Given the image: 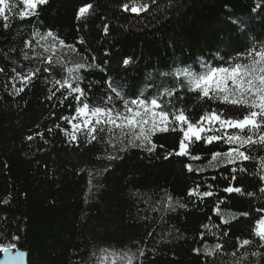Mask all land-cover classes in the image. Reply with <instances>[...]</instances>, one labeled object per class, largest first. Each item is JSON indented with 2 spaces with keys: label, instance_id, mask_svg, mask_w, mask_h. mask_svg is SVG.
I'll return each mask as SVG.
<instances>
[{
  "label": "trees",
  "instance_id": "obj_1",
  "mask_svg": "<svg viewBox=\"0 0 264 264\" xmlns=\"http://www.w3.org/2000/svg\"><path fill=\"white\" fill-rule=\"evenodd\" d=\"M145 2L150 0H49L38 7V17L21 20L22 3L9 0L17 5L8 13L10 27L0 17V246L25 250L27 264H97L104 250L124 253L129 264H264V240L254 232L264 218L258 212L264 181L257 175H264V148L252 150L254 159L209 167L216 163L213 154L238 145L206 143L205 136L214 134L209 131L189 155H177L184 124L171 114L198 120L218 109L242 118L246 105L206 102L178 71L233 68L264 49V0H157L146 11H131ZM85 4L92 9L77 20ZM48 32L55 41L41 39ZM37 56L57 58L58 73L23 82L17 73L36 65ZM75 75L89 101L114 95L113 88L128 99L147 96L146 105L157 98L158 112L165 107L161 100L171 101L172 124L152 133L154 152L130 146L135 136L125 123L116 126L120 120L105 125L96 140L80 127L73 142L57 128L72 132L63 117L75 116L79 102L57 80L74 83ZM226 132L243 136L247 129ZM233 175L231 186L241 193L223 191ZM191 189L199 191L190 195ZM203 191L213 195L201 197ZM219 229L228 235L221 238ZM217 244L224 245L218 256L194 251L213 253Z\"/></svg>",
  "mask_w": 264,
  "mask_h": 264
},
{
  "label": "snow or ice",
  "instance_id": "obj_2",
  "mask_svg": "<svg viewBox=\"0 0 264 264\" xmlns=\"http://www.w3.org/2000/svg\"><path fill=\"white\" fill-rule=\"evenodd\" d=\"M49 0H20L23 8L19 11L18 15L21 20L31 19L32 17H38V7L46 5ZM157 0H150L149 2H145L140 4L139 7L132 6L131 11L133 13H138L139 11H146L150 8L151 5H155ZM17 7L16 4H10L9 0H0V17H3V20L6 22L4 24L5 28L10 27V24L7 23L10 19L9 12ZM128 6L125 5V8ZM260 7V4L257 5ZM92 9L91 4H85L79 7L76 17L77 20H84L86 16L90 13ZM255 11V9H253ZM41 39H46L47 37H51L53 41L56 40V37L53 33L48 32L46 34H40ZM59 44L63 45L65 42L61 39L58 41ZM83 43V41H81ZM69 51H72V46H68ZM49 49L45 48V52ZM25 59H29L27 54H25ZM37 64L31 67L27 72L21 70L18 72V76L21 78L23 82H31L34 77H38L42 73H49L56 75L58 73V69L60 68L59 60L54 58L53 56H46L41 58L39 56L36 57ZM125 64H128L129 61L126 59L124 61ZM86 65L81 62L78 64V68L83 69ZM93 65H87V67H92ZM205 67V73L200 75H191L189 83L195 88L199 89L201 92V96L205 98V101H220L228 102L230 97L231 103L233 105H246L247 110L246 113L242 116V118H228L227 114H220L219 110H213L211 112L206 111L198 120L193 119L191 117H186L183 112L180 114H176L175 112L171 113L175 122H180L187 125L186 130L183 131V137L179 142V152L177 155L186 156L189 155V148L191 145L195 144L197 141L201 140L202 132H213V135H206L204 141L206 143H212L213 141H221L224 144L228 145H238V147H231L228 151H219L213 154V160L216 161L213 164L211 161L209 162V167L219 166L220 163L226 162L229 164L234 163L237 160L247 161L249 159H254L252 156V150L259 147L264 148V132H261V125L264 124V67L259 69V75L257 74V69L254 66H245L246 74L248 75V79L245 82L247 87L241 86L237 83L236 77L237 70L239 69V65L236 68L230 69L227 67H211L210 69ZM2 70V69H0ZM218 73L225 74V79H233V84L236 85L234 88H224L222 82H213L214 77ZM162 75H170V73H163ZM74 83H67L62 79H58L57 83L61 84V87L67 86V91L69 94H75L74 99L79 102V104L75 108V116L63 117L66 124L71 125L72 132L68 133L66 129L62 128L59 124L56 125L57 128H60L62 132H65L66 135L69 136L71 141L75 142L77 140L76 132L80 130L79 123H73V120L79 121L82 117L83 119V128L87 129L86 135L90 136L92 140H96L100 133L105 131V125L116 124L117 120H120L121 124H116L117 127H123L124 123L131 126L133 124L140 125L141 131L139 134H136L134 139H129L128 143L132 147H140L143 150L152 153L156 149V144L151 139L153 131L157 132H167L169 131V125L172 124V121H169V108L168 105L171 104V101L161 100V103L165 105L164 108L160 110L159 113L152 112L150 108L146 107V101L149 99L147 96L143 98L137 99L132 98L128 99L122 95L120 91H117L115 88L112 89L114 95H107L106 97H101L96 101H89V96L87 94V90H85L81 86V77L79 75H75L73 77ZM182 83V82H181ZM19 91H23V88H20ZM211 93V94H210ZM55 95V93H53ZM168 97L173 96V91L168 90L166 92ZM64 99H68V97H64ZM63 103V100L61 101ZM150 104L153 106H159L157 98L153 97L150 99ZM82 105V106H80ZM135 106V108L133 107ZM174 106V105H173ZM90 109L91 116H88L87 110ZM258 109V111H257ZM131 114V115H129ZM158 115L159 124L157 123L155 117ZM91 117H95V124H89V120ZM149 117L152 119L149 120ZM259 117V119H258ZM192 119L193 122H189ZM204 122V124L201 123ZM151 124L150 127H145V125ZM218 124L219 128H214L213 125ZM227 128L240 129L243 132L247 129L246 135H234L226 132ZM175 131V128L171 129ZM97 133V135H93V133ZM253 135H258V140H253ZM194 137V140L192 139ZM100 139L103 137L100 136ZM31 140L32 137L30 136ZM135 141H139L140 143H136ZM149 145H151L149 147ZM244 148V151L240 149ZM219 157L226 158L224 161L218 159ZM117 157H111V159H116ZM167 158V157H165ZM198 157L193 156L192 159H197ZM264 159V158H262ZM194 169L189 167V171H193ZM238 169L233 168L232 172L235 173ZM239 171H246L241 168ZM260 176V180L264 181V175L257 173ZM215 179V177L213 178ZM237 177L233 175L230 180V186L223 189L226 193H241L242 189L239 187L231 186V181L236 180ZM211 189L212 185L208 186ZM198 189H191L190 195L198 192ZM261 192H264V188L260 189ZM199 195L201 197H209L212 196V191H203L200 192ZM247 195L251 196L253 193H247ZM3 203H7L4 201ZM180 207H184L183 204ZM258 212H264V209H258ZM241 215L249 216L250 213H241ZM226 222V221H225ZM257 225L259 227V231H255V235L259 236L260 239L264 240V218H261L257 221ZM218 234L221 238L226 237L228 233L224 232L222 229H219ZM18 239V238H17ZM203 243V241H201ZM252 243V241L244 240L243 244L248 245ZM16 245H9L8 247L0 246V253L8 255L11 253L12 249ZM215 252L208 253L207 248L204 249H194L196 252L203 251L206 255L218 256L219 253L224 252V245L217 244L214 246ZM228 255L234 256L235 253H227ZM17 256H22V252L15 253ZM139 255L142 257L144 252L141 250ZM253 255H258L257 253H253ZM209 264H213V262L209 261Z\"/></svg>",
  "mask_w": 264,
  "mask_h": 264
},
{
  "label": "rangeland",
  "instance_id": "obj_3",
  "mask_svg": "<svg viewBox=\"0 0 264 264\" xmlns=\"http://www.w3.org/2000/svg\"><path fill=\"white\" fill-rule=\"evenodd\" d=\"M237 65H239L240 67L237 70L236 77H233V79H236L237 77H239V79L237 80V83L240 84L241 86L247 87V84L245 82L247 81V79L249 77L246 74V67L245 66H254L257 69V74L259 75L260 74L259 73V69L264 67V49H261L259 51L254 52L253 54H251L248 57H246L245 59H243V61L241 60ZM236 66H234L233 68H236ZM233 68H229L230 71ZM193 74H195V73H192L189 70H179L178 71V75L184 77L188 83H189V80H190V76L193 75ZM195 75H197V74H195ZM233 79H225V74L218 73L216 75V77H214L213 82H210V83L222 82V85H223L224 88H234V87H236V85L233 84ZM192 88H194V87L192 86ZM197 90H199V89H197ZM231 99L232 98L230 97L228 102H231ZM145 106L150 108L152 112L159 113L158 110H157L158 106H153L151 104L145 105ZM133 107L135 108V106H133ZM257 111H258V109H257ZM87 112H88V116L90 117L91 116L90 109L87 110ZM129 115H131V114H129ZM83 119H84V117H82L79 121L73 120V123H79L80 127H83ZM151 119L152 118L149 117V120H151ZM155 119H156L157 123L159 124L158 115L155 117ZM95 120H96L95 117H91L90 120H89V124L95 122ZM177 123L178 124H182L180 122H177ZM127 126L131 129V131L133 132L134 136L136 134H139V132L141 131L140 125L133 124L131 126H129V125H127ZM150 126H151L150 123L148 125H145V127H150ZM186 128H187V125L184 124L183 129L186 130ZM154 132H157V131H153V133ZM68 133H71V131H69ZM259 230L260 229H259V227L257 225L256 226V231H259ZM97 264H129V262H128L127 256L124 253H119V252L113 251V250H104V251H100L98 253V255H97Z\"/></svg>",
  "mask_w": 264,
  "mask_h": 264
},
{
  "label": "water",
  "instance_id": "obj_4",
  "mask_svg": "<svg viewBox=\"0 0 264 264\" xmlns=\"http://www.w3.org/2000/svg\"><path fill=\"white\" fill-rule=\"evenodd\" d=\"M17 252H22L23 255H15ZM0 264H27V252L25 250L13 248L8 255L0 253Z\"/></svg>",
  "mask_w": 264,
  "mask_h": 264
}]
</instances>
